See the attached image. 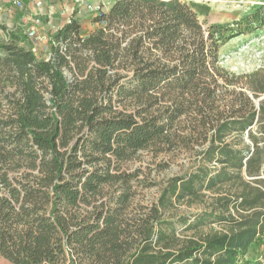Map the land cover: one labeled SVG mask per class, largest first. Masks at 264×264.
Segmentation results:
<instances>
[{
	"label": "trees",
	"instance_id": "obj_1",
	"mask_svg": "<svg viewBox=\"0 0 264 264\" xmlns=\"http://www.w3.org/2000/svg\"><path fill=\"white\" fill-rule=\"evenodd\" d=\"M91 24L72 16L46 57L0 42V255L264 264V67L219 63L264 26V4L204 24L181 0H116ZM141 152L189 160L149 204L137 190L156 182L124 166ZM182 203L202 209L177 215Z\"/></svg>",
	"mask_w": 264,
	"mask_h": 264
},
{
	"label": "rangeland",
	"instance_id": "obj_2",
	"mask_svg": "<svg viewBox=\"0 0 264 264\" xmlns=\"http://www.w3.org/2000/svg\"><path fill=\"white\" fill-rule=\"evenodd\" d=\"M31 0H23L20 10L12 9L9 15H0V42L9 40L8 33L19 36V44L25 48H33L39 56L48 55V40L57 30L56 27L68 17H79L83 28L88 31V26L93 14L87 12L76 0H43L38 9L30 4ZM197 14L198 19L204 24L218 22H232L242 15L249 13L255 7L264 4V0H181ZM30 16L33 25L38 29V35L46 39L39 42L26 35V23L22 15ZM16 15L18 18H16ZM30 22V21H28ZM25 24V26H24ZM0 49V56H5ZM219 63L222 67L237 74H247L264 67V26L255 31L235 37L223 45L219 50ZM167 163L166 165H162ZM188 158L184 153L175 156L159 155L153 156L148 152H141L124 166L128 169H137L140 177L147 176L148 180L155 181L157 185L137 190L136 199L141 204L153 202L158 194L163 181L183 171V165H187ZM202 209L197 204H180L177 215H189ZM184 227L179 228L181 236H184ZM189 234V233H187ZM257 250V247H254ZM0 264H12L0 255Z\"/></svg>",
	"mask_w": 264,
	"mask_h": 264
},
{
	"label": "built area",
	"instance_id": "obj_3",
	"mask_svg": "<svg viewBox=\"0 0 264 264\" xmlns=\"http://www.w3.org/2000/svg\"><path fill=\"white\" fill-rule=\"evenodd\" d=\"M78 5L82 6L87 12L93 14L95 17L100 12H105L108 8L116 1V0H76ZM34 6L38 9L42 6L43 0H32ZM10 4L8 8V13H11L12 9L20 10L24 3L23 0H0V13L3 10V4ZM57 30V28H56ZM26 35L34 40H38L39 42L46 39L45 36L38 35V30L35 25H32L30 28L26 30ZM48 42V41H47ZM34 50V49H32ZM35 51V50H34Z\"/></svg>",
	"mask_w": 264,
	"mask_h": 264
},
{
	"label": "crops",
	"instance_id": "obj_4",
	"mask_svg": "<svg viewBox=\"0 0 264 264\" xmlns=\"http://www.w3.org/2000/svg\"><path fill=\"white\" fill-rule=\"evenodd\" d=\"M30 4L31 5H33V2H32V0L30 1ZM3 10H2V12L0 13V15H9V16H11L9 13H8V8H9V6H10V4H7V3H4L3 5ZM19 17V16H18ZM17 17V15H16V18H18ZM72 17V16H71ZM71 17H68L64 22H62V24H60V25H58L56 28L57 29H59L62 25H64L65 23H67L68 21H69V19L71 18ZM30 18V16H28V15H22V18H21V20L23 19L24 21H25V23H26V26H27V28H26V30L28 29V28H30L32 25H33V23H32V21H31V19H29ZM76 18H79V17H76ZM80 19V18H79ZM28 21H30V22H28ZM82 22V21H81ZM24 26H25V24H24ZM84 27V26H83ZM93 26H92V24H91V21H90V23H89V26H88V30H90L91 28H92ZM38 29V28H37ZM20 44L22 45L23 43L22 42H20ZM31 49H33V48H31Z\"/></svg>",
	"mask_w": 264,
	"mask_h": 264
}]
</instances>
